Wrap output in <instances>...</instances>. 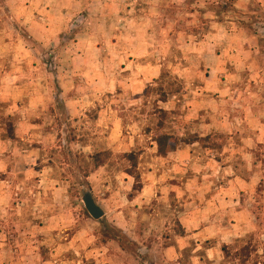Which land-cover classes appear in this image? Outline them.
<instances>
[{"label": "rangeland", "instance_id": "obj_1", "mask_svg": "<svg viewBox=\"0 0 264 264\" xmlns=\"http://www.w3.org/2000/svg\"><path fill=\"white\" fill-rule=\"evenodd\" d=\"M43 1L0 0V264H264V0L151 36L112 0Z\"/></svg>", "mask_w": 264, "mask_h": 264}, {"label": "crops", "instance_id": "obj_2", "mask_svg": "<svg viewBox=\"0 0 264 264\" xmlns=\"http://www.w3.org/2000/svg\"><path fill=\"white\" fill-rule=\"evenodd\" d=\"M53 2V7L50 9L49 8V4L48 0H44L43 5H45L44 8L45 10H42V14H44V16H46L47 14H50L56 18H62V19H66L69 17H74L75 16V9L74 6L75 4H77V0H51ZM98 1V0H93ZM102 2V13L105 10V6H109L110 5L108 3H106L105 1H109V0H100ZM116 2V6L118 3V8H122L123 11L126 9L125 12H127V10L130 12V15H123L122 17V26H124V29H126L127 26H134L137 29L140 30H145L148 32V34L151 36L154 33H158L160 31H164L165 33H168V31H173V27L171 25L176 24L174 22L175 21V17H173V14L181 12L182 10L186 9L188 6H199V7H207L209 5H211V1H213L212 5L218 4V0H133V3H129L131 2L130 0H112V2ZM137 1V2H136ZM140 1L143 3L141 4ZM146 1V2H144ZM47 2V3H46ZM67 2V3H66ZM93 5V4H91ZM57 7V8H56ZM108 9V8H107ZM195 9V8H193ZM53 16H50L53 17ZM162 17V18H159ZM166 17V19H164ZM45 20V19H44ZM165 22L167 23L165 25ZM179 24V22H178ZM216 25H218L217 23H214ZM172 27V28H171ZM178 29L181 30L183 29V24H179ZM62 30V29H61ZM62 33L64 30H62ZM178 31V30H176ZM122 33L121 31H118L117 33V41L112 40L111 41V45L115 48L120 49L121 48V44H120V34ZM115 37V36H114ZM88 45V44H87ZM144 47H140V46H136V49L142 50ZM97 49H101L100 47H97ZM142 58V56H140ZM126 57L125 56H117V63H121V65H125L126 64ZM120 60V61H119ZM85 61V59H84ZM106 61H108V59H102L100 61H98V64L100 65H104V62L106 63ZM127 61L131 64H141L143 67L145 66L147 67H151L152 69H154L153 71L149 72L150 74H154V76H152L153 79H155L154 77H158V75L161 73V69H162V63L160 61H156V62H152V61H143L140 60V58L137 60L135 58L131 59V58H127ZM101 62V63H100ZM114 62V60H113ZM86 63V64H85ZM84 65H90V64H94V63H90L89 64V60L86 59ZM106 65V64H105ZM104 65V66H105ZM82 75H84V77H86V73L82 72ZM90 75V74H89ZM106 75L103 74V72L101 74H98V78H101V80L106 81ZM51 90V89H50ZM52 91V90H51ZM50 98H51V92L48 91L46 92ZM53 94V92H52ZM44 99H46V96H44ZM46 104L45 101H43V103H41V105L43 107H45L44 105Z\"/></svg>", "mask_w": 264, "mask_h": 264}, {"label": "trees", "instance_id": "obj_3", "mask_svg": "<svg viewBox=\"0 0 264 264\" xmlns=\"http://www.w3.org/2000/svg\"><path fill=\"white\" fill-rule=\"evenodd\" d=\"M179 142H180V140H177L173 136H170V135L159 136L157 138L158 153L161 156H166L169 153L175 152L177 147L179 146ZM133 155L134 154H131V157H134ZM136 179H137V184L134 186V191H137V189H139V186H140L139 177H137ZM108 227H110V226L108 225ZM110 230H111V228H110ZM115 231L118 235H120V237H121V235L125 236L120 230H115Z\"/></svg>", "mask_w": 264, "mask_h": 264}, {"label": "water", "instance_id": "obj_4", "mask_svg": "<svg viewBox=\"0 0 264 264\" xmlns=\"http://www.w3.org/2000/svg\"><path fill=\"white\" fill-rule=\"evenodd\" d=\"M83 203L86 207V210L94 220L100 221L106 216L105 211L100 206H98L91 192H88L84 195Z\"/></svg>", "mask_w": 264, "mask_h": 264}]
</instances>
